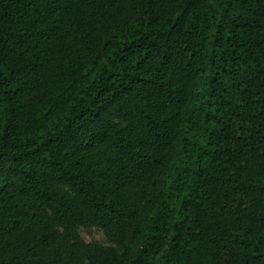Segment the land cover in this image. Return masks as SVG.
<instances>
[{
  "label": "trees",
  "instance_id": "16d2710c",
  "mask_svg": "<svg viewBox=\"0 0 264 264\" xmlns=\"http://www.w3.org/2000/svg\"><path fill=\"white\" fill-rule=\"evenodd\" d=\"M0 264H264V0H0Z\"/></svg>",
  "mask_w": 264,
  "mask_h": 264
},
{
  "label": "rangeland",
  "instance_id": "374dc122",
  "mask_svg": "<svg viewBox=\"0 0 264 264\" xmlns=\"http://www.w3.org/2000/svg\"><path fill=\"white\" fill-rule=\"evenodd\" d=\"M82 236L87 242H90L92 240H98L102 243L109 244L104 233H103V231H101L99 229H93L91 232H87V231L83 230Z\"/></svg>",
  "mask_w": 264,
  "mask_h": 264
}]
</instances>
